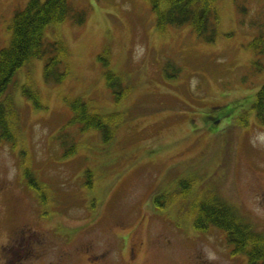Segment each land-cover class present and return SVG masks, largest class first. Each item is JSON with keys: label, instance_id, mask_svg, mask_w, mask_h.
Returning a JSON list of instances; mask_svg holds the SVG:
<instances>
[{"label": "rangeland", "instance_id": "rangeland-1", "mask_svg": "<svg viewBox=\"0 0 264 264\" xmlns=\"http://www.w3.org/2000/svg\"><path fill=\"white\" fill-rule=\"evenodd\" d=\"M28 1L0 0V51ZM71 3L87 16L83 26L67 19L58 31L70 75L47 82L43 61H32L9 90L21 138L14 148L0 142V264H248L246 254L232 253L223 230H196L181 202L165 197L177 198V182L198 176V192L215 186L264 234V125L251 110L264 72L254 74L256 55L247 47L264 32V0H218L215 43L188 25L159 33L145 0ZM107 48L110 71L133 85L120 102L99 60ZM27 79L42 108L23 95ZM79 96L102 114L124 115L112 142L71 125ZM233 107L228 119L207 122ZM53 193L58 204H46ZM157 199L165 210L153 205Z\"/></svg>", "mask_w": 264, "mask_h": 264}, {"label": "trees", "instance_id": "trees-1", "mask_svg": "<svg viewBox=\"0 0 264 264\" xmlns=\"http://www.w3.org/2000/svg\"><path fill=\"white\" fill-rule=\"evenodd\" d=\"M71 1L73 0H29L25 8L17 11L12 19L9 45L0 51V142L10 143L13 148L18 146L21 138L18 116L20 111L19 105L17 107L15 101L9 97V90L18 72L23 68H30L32 61L42 60L45 81L61 84L70 75V51L58 31L67 19H70L72 25L83 26L87 16L85 11L78 12L77 9L72 8ZM145 1L149 3L156 15L159 33L165 34L169 27L188 25L198 38L207 43L216 42L221 22L218 0ZM47 38L51 40L49 44H47ZM247 47L256 55L255 61H252L254 74H262L264 72V32L259 31ZM103 54L99 56V60L106 71L104 73L106 86L115 102H120L128 97L133 90V85L126 81L123 73L110 71L111 51L107 48ZM25 84L27 85L22 87L23 95L36 108H42L37 88L28 79ZM15 89L16 86H13V90ZM82 98L84 97L79 96L72 100V124L70 121L68 123L74 128L80 126L83 131L101 134V141L105 144L112 142L119 126L125 121L124 115L102 114L91 105L88 107ZM246 98L245 96L244 99ZM66 100L70 101L68 98ZM90 102L93 103L92 100ZM234 109V107L228 108L219 118H210L212 119L210 121L206 118V120L208 123L217 124L216 122L223 118L228 119ZM251 110L255 113L258 122L264 125V84L256 93ZM238 122L243 125L247 123V120L245 121L244 118ZM71 140H73L74 148L80 145L73 138ZM20 153L23 154L22 151ZM24 171L25 174H29L27 169ZM200 179L198 176H192L190 179L179 180L175 188L177 198L172 194L171 197L166 196V203L174 201L177 205L175 199L178 200L181 202L180 205L182 204V215L190 219L196 230L206 231L210 227L223 230L228 243L232 246L233 254H246L248 264H264V234L256 233L253 226L240 215L235 207L220 198L215 186L204 187L203 192H198L201 186L195 189V184ZM195 193L200 196L192 200L190 197ZM53 194L54 198L50 201L48 199L45 201L44 198L46 204L48 202L58 204L56 194ZM153 205L161 211L166 208L159 199L155 200ZM55 213L52 211L49 215L45 214V217Z\"/></svg>", "mask_w": 264, "mask_h": 264}, {"label": "flooded vegetation", "instance_id": "flooded-vegetation-1", "mask_svg": "<svg viewBox=\"0 0 264 264\" xmlns=\"http://www.w3.org/2000/svg\"><path fill=\"white\" fill-rule=\"evenodd\" d=\"M15 242V241H14ZM12 242L9 243V245L11 244ZM131 254H134V250L132 249L131 250Z\"/></svg>", "mask_w": 264, "mask_h": 264}]
</instances>
